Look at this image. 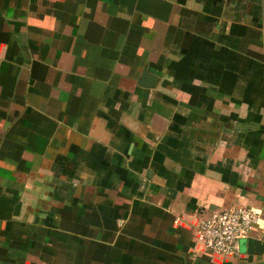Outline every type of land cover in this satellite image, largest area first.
<instances>
[{
	"label": "crops",
	"instance_id": "obj_1",
	"mask_svg": "<svg viewBox=\"0 0 264 264\" xmlns=\"http://www.w3.org/2000/svg\"><path fill=\"white\" fill-rule=\"evenodd\" d=\"M236 205L264 242V0H0V264H264L194 236Z\"/></svg>",
	"mask_w": 264,
	"mask_h": 264
},
{
	"label": "built area",
	"instance_id": "obj_2",
	"mask_svg": "<svg viewBox=\"0 0 264 264\" xmlns=\"http://www.w3.org/2000/svg\"><path fill=\"white\" fill-rule=\"evenodd\" d=\"M258 222L257 209L230 206L199 218L194 225V236L212 254L236 255L238 240L246 238Z\"/></svg>",
	"mask_w": 264,
	"mask_h": 264
},
{
	"label": "water",
	"instance_id": "obj_3",
	"mask_svg": "<svg viewBox=\"0 0 264 264\" xmlns=\"http://www.w3.org/2000/svg\"><path fill=\"white\" fill-rule=\"evenodd\" d=\"M157 78L147 72L145 69L141 72L138 84L143 87H152L155 85ZM245 251L247 253L260 252L264 253V242L254 237H247L245 239Z\"/></svg>",
	"mask_w": 264,
	"mask_h": 264
}]
</instances>
